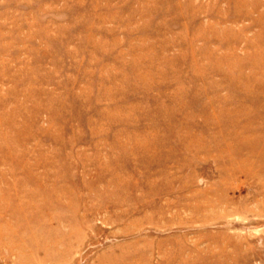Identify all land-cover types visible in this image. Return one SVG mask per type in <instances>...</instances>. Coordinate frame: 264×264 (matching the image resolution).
<instances>
[{"label": "rangeland", "instance_id": "rangeland-1", "mask_svg": "<svg viewBox=\"0 0 264 264\" xmlns=\"http://www.w3.org/2000/svg\"><path fill=\"white\" fill-rule=\"evenodd\" d=\"M0 264H264V0H0Z\"/></svg>", "mask_w": 264, "mask_h": 264}]
</instances>
